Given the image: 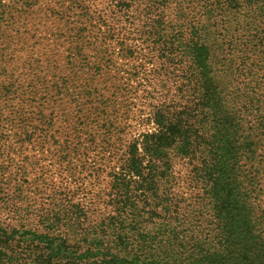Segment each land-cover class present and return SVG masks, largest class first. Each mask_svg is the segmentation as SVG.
I'll list each match as a JSON object with an SVG mask.
<instances>
[{"label":"trees","instance_id":"1","mask_svg":"<svg viewBox=\"0 0 264 264\" xmlns=\"http://www.w3.org/2000/svg\"><path fill=\"white\" fill-rule=\"evenodd\" d=\"M68 1V9L84 3L77 39L97 33L86 26L95 0ZM109 1L108 36L130 27L145 48L124 55L156 66L149 112L138 120L147 128L128 143L93 210L59 197L33 210L20 205V188L8 196L0 187V264H264V0ZM23 6L0 0V38ZM92 52L90 67L101 66ZM89 65L78 48L62 67L79 75L76 67ZM1 78L0 117L1 103L11 108L29 90L16 74ZM71 82L54 84L59 99L90 104L91 89ZM109 129L119 149L121 133Z\"/></svg>","mask_w":264,"mask_h":264},{"label":"rangeland","instance_id":"2","mask_svg":"<svg viewBox=\"0 0 264 264\" xmlns=\"http://www.w3.org/2000/svg\"><path fill=\"white\" fill-rule=\"evenodd\" d=\"M3 1L29 6L22 7L25 13L6 28V38H0V53L6 54L0 65L1 82L10 72L19 76L17 84L24 91L29 90L22 92L18 104L11 108L1 103L0 187L8 196L20 188L24 199L20 205L31 204L33 210H50L56 197L81 204L86 211L95 209L99 207L97 199L105 198L109 191V172L128 143L147 128L138 120L146 115L142 116L141 111L149 112V102L144 98L149 90L147 76L156 66L124 55V47H144L130 27L116 30L115 39L108 36L107 31L114 25L109 0H95L86 26L97 33L79 40L77 29L84 19L78 6L84 3L68 9V0ZM100 13L108 26L99 23ZM78 48L83 49L86 64L90 65L74 68L80 73L75 75L62 65L65 57L74 56ZM93 50L101 52V66L90 67L94 65ZM140 62L143 65L137 73L133 65ZM64 77L91 89L92 104L86 99L76 104L60 100L54 84ZM21 120L28 122L27 129L18 127ZM112 125L121 133L119 149L109 129ZM26 133L32 135L30 140H25ZM179 170L184 172L181 166Z\"/></svg>","mask_w":264,"mask_h":264}]
</instances>
